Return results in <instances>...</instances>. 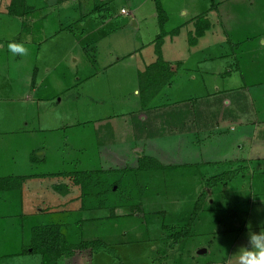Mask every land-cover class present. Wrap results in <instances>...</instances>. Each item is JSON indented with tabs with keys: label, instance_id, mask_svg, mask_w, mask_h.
I'll return each instance as SVG.
<instances>
[{
	"label": "rangeland",
	"instance_id": "rangeland-1",
	"mask_svg": "<svg viewBox=\"0 0 264 264\" xmlns=\"http://www.w3.org/2000/svg\"><path fill=\"white\" fill-rule=\"evenodd\" d=\"M196 1L198 2V0H173L171 7L170 5L164 6V8L170 9L168 11L169 21L166 22L164 27L166 34L162 36L164 50L161 58L165 63L175 61L185 55L187 57L191 55L186 50L180 52V49H187L188 47L191 50L203 35L204 38H201L203 44L208 46L213 54L217 53L213 47L214 43H224L223 46L228 52L233 50L232 54H230L231 59H233L232 56L234 57L235 47L238 49L245 47L247 51H245L244 60L247 61L250 60L248 50L251 53L254 50H258L255 52L257 55H264V48L259 51L261 39L264 40V0H213L214 4L211 3L213 5H209L214 14L210 13L208 16L207 14H201V12L210 6L195 4ZM205 1L210 2V0ZM114 7V13L119 15L120 8L124 6L118 2ZM181 10H183L186 16L181 15L179 17ZM46 15L51 18L49 21L55 22L54 14L46 13ZM64 15L62 16L63 18L65 17ZM78 19L79 17L73 19L72 24ZM81 22L82 27H88V25L92 24L91 20H81ZM62 23L64 22L62 21ZM69 24L71 22L68 21L64 24L66 28L59 33L62 34L61 37H41L42 40L46 39V42L40 46L39 52L32 58L29 57L27 50L26 54L21 55V60L17 62L11 60L10 63H7L5 61L7 60L5 52H0V97L4 99L0 102V114L3 112L0 123L12 126L11 130L14 131V126H17L21 122H27L26 133L20 128L21 135H24L23 140H25V135H31V131L34 132L33 135H37V138L41 137L44 132H39V126L49 129V125L50 127L54 125L50 116H56L59 123L64 126V131L60 130L56 135H51V137L48 136V133L43 144L38 145L39 151L36 152V155L42 153L40 157H34L33 153L25 154V156H22V154L16 157L17 168L14 167L13 169L20 174L19 177L8 174L0 176V180L9 178L12 180L3 189H0V258L7 255L12 256L22 251L23 244L28 240L27 236H29L30 227L60 222L63 224L66 232L73 237V242L75 243L89 240L95 241L100 237L107 248L111 251L113 250V253L107 254L109 256V263L107 264H146L148 262L144 261L145 255L147 259L149 258L150 262H153L154 258H157V255L152 252V255L147 256L146 249L142 246V249H140L136 245L125 248L124 253H120L117 250L119 248L117 246L118 243L120 241H129L132 244H138L141 241V239L139 240V235L144 234L143 239L149 243L153 242V245H155L157 235L151 229V223L154 220H158L154 216H157L159 212L154 211L166 209V212H169L167 210L169 209L172 212L176 211L179 207L183 212L180 216V218L182 217L180 224L169 226L167 223L170 222L161 220L163 223L161 226L159 225L158 235L162 238L159 240L158 245H155L157 247L156 252L158 253L159 251H165L164 240L167 245H178V251H180V248H183V251L179 252L181 253L180 256L176 255L174 257V259L177 257L180 259L177 262L175 259V264H228L229 256L234 255L239 248L245 247L251 250L249 243L250 234H259L264 229V201L261 202L260 205L262 206L260 208H257L255 203L256 194L264 188V182L262 183L261 179L263 175L255 174L253 176L251 174L253 178H250L254 165L247 166V168H244V166L238 168L237 166L233 167L228 162H224L225 165L223 164L220 167H208L210 168L209 171L212 169L216 171L215 168H219L221 174L225 173L218 182H210L213 177L212 173H205L206 170L201 166L195 167V174L194 172L185 174V171H181L180 169L185 168V166L172 169L162 168L161 171H141L139 172L141 174L137 176L132 171H128L127 178H125V181L130 180L126 183L128 187H123L122 184H119L118 177L111 175L108 177L109 180L116 181L117 183L112 188L113 193L120 194L122 192L120 195L111 196L109 199V201H116L117 205L123 206V208L113 210V214L116 217L110 218L109 208L112 205L102 195L92 200L88 205V208L96 209L87 213L79 211L80 204L78 200L82 192L79 186L72 183L75 172H88L95 171L96 169H103L100 171H113L115 168L122 166L98 165L97 155L99 150H97V142L93 136V126L95 127L93 124L97 120V117L111 113L113 105H110V102L92 99V91L95 87L91 83L84 84L83 89L79 90L81 93L80 99L77 105H73L70 98L74 96L75 91L73 88H69L70 84L74 82L72 79L75 74L81 76L89 73L93 74L94 72L90 67L93 66L95 68L98 66L97 69L99 71L97 72L99 74L96 72L95 76H93L98 78V88L109 87L104 84V79L111 77V79L118 81L117 84L115 81L110 83L113 85V88H117L120 82V87L127 89L129 86H127V83L124 84V82L131 79V77H135L136 73L137 75L138 73H143L145 69L143 68L144 66L140 67L142 63H140L139 57L130 54L131 57L129 59L124 58L122 61L116 62L112 70L109 68L107 73L103 71L105 65L115 62L118 52L120 54L123 53L120 50L121 47L122 51H129L134 47V43L130 42L131 37L124 34L128 33V31H122V35L119 34L118 36L115 35L105 40H100L97 44L91 43L85 46L84 40L86 38L79 33L80 27ZM30 25V30L31 28L36 30L33 25L37 26L38 24L34 22L33 24L30 23ZM132 25L131 21L128 30H130V26L132 27ZM197 26H200L198 32H202L201 35L197 33ZM104 27L114 28V25L109 24ZM69 28L73 30L75 37L70 38L65 35V31ZM209 29H211L210 32H208ZM26 30L24 29L23 32L26 33ZM156 30L158 33L151 38L153 46L155 38L159 34L158 27H156ZM151 32V25L147 24V33ZM118 37H122V39L116 44V41L119 39ZM37 38L39 37L30 39L35 40ZM73 38L83 41L81 42L83 50L73 41ZM171 42L172 44H170ZM17 43L24 47L25 43H29V38L23 34ZM150 48L151 50L154 49V47ZM144 54L143 58L145 59ZM256 54H253L254 57ZM63 55L67 56L64 64L63 61H59ZM74 60H77V62H74ZM145 61L148 63L151 60L145 59ZM16 64L19 65L16 71L20 76V80L30 75L31 80L46 77V83H52V87H49L48 94H46L50 98L46 100V103L49 104L45 105V112L43 114L41 112L38 118H35V116L31 118V115L25 110V106L22 104L24 102L22 94L15 100H5L9 96H11L10 99L17 97L20 92H18L20 89L13 82L16 76V72L14 71ZM257 70L261 74L262 70ZM62 77L67 78L63 83L61 82ZM100 77H103L101 81L102 85L99 81ZM33 80L31 85L36 82ZM97 97L100 98L102 95L98 93ZM97 101L103 103L104 107L107 106V110L106 108H103L105 110L96 108V105L101 106ZM130 102L136 103L133 99ZM170 106L171 104L165 105V107ZM139 109L141 110L142 108L139 106ZM114 110H117V113L120 112V109ZM28 111H32V109L30 108ZM136 113L134 110L125 115V117H118V121L115 122L116 124H129V128L132 130L129 134L126 130L122 131V129H119L118 137H123L125 140L127 138L142 139L141 136L145 133L137 132L134 128L140 122H134L137 118ZM103 120L107 122L109 119L104 117ZM45 131L49 132L46 129ZM46 139H51V143ZM38 142L40 141H36L33 144L36 145ZM16 144L19 147L17 148V154L25 152L29 146L28 141L27 143L20 141ZM154 151L155 149L151 148L149 152L154 155ZM11 153L13 154L14 150ZM56 154L59 157H56ZM143 156L149 157L145 153H143ZM37 160H42V164L40 165L41 162H37ZM1 161L2 158L0 157ZM26 161L30 164L29 170L26 168L28 166ZM3 164H6V161ZM125 167L135 169L136 164L135 167L134 163ZM174 169L176 170L173 171ZM172 175H175V177L169 178ZM151 177L153 179H150ZM191 177L195 179L192 181ZM98 180L100 183L103 181L102 175H99ZM148 183L151 184L150 187L152 189L150 188L146 192H143L146 188L143 189L140 186L143 184L147 185ZM206 183L212 186L216 184L215 187L209 189V195L203 192L208 196L206 197L211 200L210 202L213 205L216 204L222 209L221 213L216 219V213H211L207 216L204 205L199 209L197 217L192 218V212L195 208L194 204L202 195V192L197 187H201L202 184L205 187ZM17 184H20L21 187L18 188ZM46 185L50 186L48 190L46 189ZM53 188H59V191L64 190L60 191L62 193L61 197L58 196L61 200L59 203L57 200H51L47 196L50 195L47 192L53 191ZM217 188L219 193L215 191ZM203 209L204 211L201 214ZM129 210L132 211L131 216ZM190 218L192 219L190 220ZM170 219L173 221L179 220L176 216ZM232 223H235V227L239 225L241 228H244L248 224V228L240 231L242 234H240L237 240L235 239L240 232H235ZM118 237L120 239H117ZM100 238L98 241H101ZM207 242H211V244H207ZM201 246L207 252L206 255L197 253L198 248ZM99 253L105 254L107 252L101 251ZM92 255L94 254H90L88 250L77 251L70 258H61L58 264H89ZM158 257H160V254ZM99 258L97 256L90 264H105L103 260L99 261ZM2 260L0 264L39 263L37 258L30 255L13 256ZM158 261L159 264H163L161 260H154V264ZM229 264L235 263L233 261Z\"/></svg>",
	"mask_w": 264,
	"mask_h": 264
},
{
	"label": "crops",
	"instance_id": "crops-1",
	"mask_svg": "<svg viewBox=\"0 0 264 264\" xmlns=\"http://www.w3.org/2000/svg\"><path fill=\"white\" fill-rule=\"evenodd\" d=\"M157 1L160 3L168 22V11L170 9L164 8V6L170 5L171 7L173 0ZM118 2L123 4L124 7H121L118 13L119 15H116L114 13V6ZM211 3H213V0H210V2L205 0H198V2H195V4H205L206 6ZM213 4H211V6ZM211 6L206 7L207 9L201 12V14H207V16L210 15V13L214 14ZM46 13L54 14V23L49 21L51 18H49ZM63 14H65L64 18L62 17ZM181 15L186 16L183 10L180 11L179 17ZM77 17H79V19L75 21V23H77L72 24L73 19ZM81 20H91L92 24L88 25V27H82ZM62 21L64 23H62ZM66 21L71 22L69 25H77V27H80L79 33L86 38V40H84L85 46L91 43L97 44L100 40L102 41L115 35L118 36L119 34L122 35V31H128V33L124 34L131 37L130 42L134 43V47H130L131 50L129 51H122L121 47L120 50L123 52L122 54H120L117 49L118 53L115 62L109 65L107 64L103 68V71H106V73L109 71V68L112 70L116 62L118 63L124 58L129 59L131 57L130 54L139 57L138 59L140 63H142L140 67L142 68V66H144V69L156 60L154 49L151 50L150 48L153 47L151 38L158 33L156 30L158 25L154 0H0V52H5L7 59L5 61L10 63L11 60L14 62L21 60V54L17 53L14 55L8 49V46L10 43H17L23 34L29 38V43H25L24 45L28 50L29 57L32 58L36 56L40 46L46 42V39L42 40L41 37H61L62 34L59 33L66 28L64 25ZM131 21L133 25L132 27L130 26V30H128ZM34 22L38 24L37 26L33 25L36 30H33V28L30 30V23L33 24ZM109 24H113L114 28L104 27ZM147 24L151 25V33H147ZM24 29H27L26 33L23 32ZM210 30L211 29H209L208 32H210ZM65 32V35L70 38L75 37L71 28L67 29ZM33 37L39 38L35 40L30 39ZM118 38L116 44L122 39V37ZM201 38L203 39L204 35ZM201 38H199L197 44L193 46L191 50H189L188 47L187 49H180V52L186 50L191 53V55L188 57L185 55L182 58L167 63L168 65L177 64V70L170 77L165 79L166 81L164 79H157L156 89H154L152 97L142 107L140 105V88L138 85L139 73L138 75L136 73L135 77H131V79L124 82V84L127 83V86H129L127 89L121 88L120 82L117 88H113V85L110 83L115 81L117 84L118 81L111 79V77H106L104 79V84L109 87L98 88V78L93 77L96 72L99 71L97 65L95 68L93 66L90 67L94 72L93 74L89 73L84 76L74 75L72 79L74 82L70 84L69 87L73 88L75 91L74 96L70 98L73 105H77L81 96L79 90L83 89L84 84L87 83H91V85L95 87L92 91V99L110 102V105H113L111 113L98 116L93 124L95 125V127L93 126V136L97 142V150H99L97 155L98 165H120L122 167L115 168L113 171H124L128 169L125 166L131 163H134V167L135 164L137 166L138 159L145 153L149 156L148 158L151 163L154 162V164L160 165L161 168L172 169L185 166V168L180 169L181 171H185V174L190 172H194L195 174V167L201 166L206 170L205 173L208 174L210 172L215 176L221 172H219V168H215L216 171L213 169L209 171L210 168L208 167H220L221 165L223 166L224 162H228L233 167L237 166L238 168H242V166L247 168V166L254 165L252 167L253 173L251 172L250 175H263L261 179L262 183L264 182V55H257L255 52L258 50H251L253 54H256L254 57L248 50L250 60L247 61L244 60L246 55L245 51H247L245 47H241V49L235 47L234 57L232 56L233 59H231L230 54H232L233 50L228 52L223 46L224 43H214L213 47L217 53L213 54L210 48L203 44ZM228 40L229 39H227V41ZM73 41L83 50L82 40L73 38ZM170 44H172V42ZM163 46L164 43H162L160 47L161 57L163 56ZM259 46V51L263 50L264 40L261 39V44ZM143 53H145V59L151 60L150 62L146 63L143 58ZM66 57V55H63L59 61H63L64 64ZM74 62H77V60H74ZM18 66V64L14 66L16 76L13 82L14 85L20 89H17L18 92H20L17 97L10 99L11 96H9V98L5 100H15L22 94V99L24 101L22 104H24L25 110L31 115V118L33 116L38 118L41 112V114L45 112V105L49 104L46 103V100L50 98L46 94H48L47 91L49 87H52V83H46L47 78L40 77L38 80L32 79L36 82L31 85L32 80L30 79V75L20 80V76L16 71ZM257 69L262 70L261 74ZM102 78L100 77L99 79L101 85ZM66 79L67 78L62 77L61 82H65ZM98 93L102 95V97H97ZM131 99L136 103H131ZM3 100V97H0V102ZM99 104L101 106L96 105V108H101L99 110H105L103 108H106L107 110V106L104 107L101 102ZM167 104H171V106L165 107ZM139 106L142 108L141 110ZM30 108L32 111H28ZM114 109H120V112L117 113V110ZM134 110L137 112V118L134 122L140 121L134 128L137 132L140 131V133L144 132L145 134H142L141 140L134 138H127L125 140L123 137H118L119 129H122V131L126 130L129 134L132 130L129 128V124L122 125L123 123L116 124L115 122L118 121L119 116L125 117V115H128ZM2 116L3 112H1L0 118H2ZM104 117H107L109 120L105 122L103 120ZM50 118L54 122V125H51V127L49 125V129L44 126L38 127V130H40L39 132H44L41 137L37 138V135H33L34 132L31 131V135H25V140H23L24 135H21L20 128L26 133L27 122H21L17 126H14V131L11 130L12 126L0 123V157L2 158L0 162V176L8 174L19 177L20 174L13 169L16 167V157L22 154V156H25V154L28 155L30 153H33V156L36 158L40 157L42 153L36 155V152L39 151L38 145L43 144L47 134L49 133L48 136L51 137V135H56L60 130L64 131V126L59 123L56 116H50ZM200 123L201 125H199ZM17 127H19V129H17ZM139 128H141V130H139ZM45 129L49 132H46ZM46 140H49V142L52 141L51 139ZM20 141H22V143H27L28 141L29 146L25 152L17 154V148L19 147L16 143ZM36 141L40 142L34 145L33 143ZM151 148L155 149L154 155L149 152ZM12 150H14L13 154L11 153ZM56 157L59 156L56 154ZM4 161H6V164H3ZM37 162H41L40 165L42 164V160H37ZM26 164H28L26 168L29 170L30 164L27 161ZM175 170L176 169L173 171ZM95 171H97V169ZM198 172L201 173L199 170ZM175 175L169 178L175 177ZM252 175L250 178H253ZM150 179L153 178L151 177ZM191 179L193 181L195 178L191 177ZM46 186L48 190L50 186ZM150 186L151 184L148 183L140 187H143V189L146 188L145 191H143L146 192L151 188ZM198 187L197 189L202 192V195L204 192L209 195V188L206 186L204 187V184H202L200 188ZM58 189L59 188H53V191L47 192L50 194L47 196L51 198V200H57L59 203V201H61L59 197H61L62 194L60 191L62 192L64 190L59 191ZM215 191L218 192V188ZM210 201L211 200L207 198V205L204 206L202 204V207L204 206L206 208L207 216L211 213H216V219L222 209L218 205H212ZM262 201H264V188L261 192L259 191L256 194L255 203L257 208L262 206L260 205ZM178 209L172 212L169 209H167L169 212H166V209L154 211L159 212L157 216H154V218L156 217L155 219L158 220H154L153 223H151V229H153V232L157 235L156 238L154 237L156 246L162 238L158 235L159 225L161 226L163 223L161 220L170 222L167 223L169 226L180 224L182 218H180V216L183 212L180 210V207ZM203 211L204 209L201 211V214ZM119 212L121 211L119 210ZM174 216L180 219L175 221L170 219ZM234 222L236 223L235 219ZM235 223H232V226H234ZM197 224H199V222H197ZM244 228H248V224ZM244 228H241L239 225L237 227L234 226L235 232H240ZM240 234H242V232L237 235L235 240L238 239ZM143 236L144 234L139 235V240L141 239V241H139L138 244H132L129 241H117L119 242L117 245L119 248H117V250H119L120 253H124L125 248L136 245L140 247V249L144 247L147 256L152 255V252L157 255V247L153 245V242L149 243L143 239ZM99 238L100 237H98L97 240H99ZM117 239H120V237ZM100 240L103 241L101 238ZM207 244H211V242H207ZM177 246L178 245H173L168 248L164 247L166 249V254L163 255L160 251L159 260L163 261V264H175V259L176 262L180 261L178 257L174 259L176 255L180 256L181 253L179 252L183 251V248L180 247V251H178ZM197 253H201L202 255L207 254L202 246L198 248ZM97 256L100 257L99 261L103 260L105 264L109 263V256L106 253L92 255L90 257V263ZM144 259L145 262H148L146 264H154V260H157L155 257L154 260L152 258L153 262H150L146 255ZM228 261L229 263L234 261V263L237 264L235 255H230ZM155 264H159V262Z\"/></svg>",
	"mask_w": 264,
	"mask_h": 264
},
{
	"label": "trees",
	"instance_id": "trees-1",
	"mask_svg": "<svg viewBox=\"0 0 264 264\" xmlns=\"http://www.w3.org/2000/svg\"><path fill=\"white\" fill-rule=\"evenodd\" d=\"M155 1V13L157 16V24L159 28V34L155 38L154 41V53L156 56V60L154 63L147 66L143 73H139L138 75V85L140 88V105L141 107L144 106L147 101L152 97L154 89H156V81L157 79H167L170 77L178 68V65H168L165 63L161 58V43H162V36H165L166 32L164 31V27L166 25L167 19L162 11V8L160 6V3L157 0ZM200 29V26H197V33L201 35L202 32H198ZM166 81V80H165ZM148 157L141 156L138 159V163L135 169H125L124 171H88V172H75L74 177L72 178V183H74L76 186H79L81 190V196L79 198V211L80 212H88L91 210H94L96 208H88L89 203L92 202V200H95V198H98L100 195H102L106 200H108V203L112 206L109 208L110 211V218H114L113 210L118 208H123V206L117 205L116 201H109L111 196L117 195L115 192L113 193L112 188L117 184L116 181H110L109 176L115 175L119 179V184H122L123 187H128L126 184L127 181H125V178H127V172H133L136 176L141 174L139 172H144L147 170H161V166L154 164V162H150ZM156 163V162H155ZM126 175H125V174ZM219 174L212 177L210 182H218L219 179L224 175ZM99 175H102L103 181L99 182ZM218 179V180H217ZM16 180V179H15ZM9 181H12L9 179H1L0 180V189H3L4 186L8 185ZM207 188L211 189L212 187H215V185H211L206 183L205 184ZM210 186V187H209ZM17 187L20 188V184H17ZM13 188V186H12ZM117 189V187H116ZM113 193V194H112ZM122 192H120L121 194ZM119 194V195H120ZM131 195V194H130ZM125 197L124 195H121ZM132 196V195H131ZM98 201V200H97ZM207 197L205 193L199 197V200L196 201L194 204V210L192 212V218L196 217L199 214V209L203 205H207L206 203ZM213 205V204H212ZM216 205V204H215ZM104 207V206H103ZM129 214L131 216L132 211L129 210ZM136 212V211H134ZM133 212V213H134ZM137 213V212H136ZM123 217V216H122ZM190 218V220L192 219ZM28 240L26 243L22 246V251L20 253L13 254L12 256H2L0 258V261L2 259H7L9 257H18L21 255H30L38 260V264H58L61 258H70L75 252L88 250L90 254H97L101 251H106V254L113 253V250H109L107 246L102 242L98 240H89V241H82L79 243L73 242V237H71L66 230L63 227V224L60 222H52L48 225H35L30 227L29 236H27ZM26 244V245H25ZM172 245H167L164 242V247L168 248ZM24 247V248H23ZM164 248V249H165ZM159 253L157 255L159 256ZM162 254H166V249ZM157 256V260L160 259V257ZM3 261V260H2ZM159 262V261H158Z\"/></svg>",
	"mask_w": 264,
	"mask_h": 264
},
{
	"label": "clouds",
	"instance_id": "clouds-1",
	"mask_svg": "<svg viewBox=\"0 0 264 264\" xmlns=\"http://www.w3.org/2000/svg\"><path fill=\"white\" fill-rule=\"evenodd\" d=\"M8 47L14 55L27 52V49L18 43H10ZM249 243L251 250L241 247L234 254L237 264H264V229L259 234H250Z\"/></svg>",
	"mask_w": 264,
	"mask_h": 264
}]
</instances>
